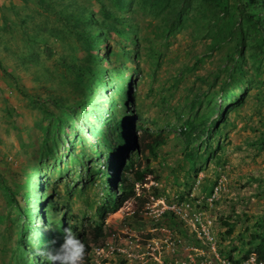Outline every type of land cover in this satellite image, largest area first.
<instances>
[{"label":"trees","instance_id":"1","mask_svg":"<svg viewBox=\"0 0 264 264\" xmlns=\"http://www.w3.org/2000/svg\"><path fill=\"white\" fill-rule=\"evenodd\" d=\"M18 1L22 2V10L33 4L35 11L24 15L21 20L12 19L17 15V6L13 0H8V6L0 7V41L5 38L15 40L18 37L15 30H22L24 48L15 58L16 66L25 71L33 66L34 81L44 93L42 100L35 96L30 98L29 104L30 108L45 115L46 125L40 120L35 125L41 133V142L36 145L21 142L19 146L27 167L31 161L35 163L32 165L38 175L32 174V178L38 180L37 184L44 159L49 157L51 160L59 139L70 133L68 120L75 110V106L69 104L71 95L82 111L94 112L98 89L107 88L103 81L105 75L124 78L126 63L135 59L139 61L143 53L152 64L149 74L154 76L165 61L162 50L172 44L170 39L182 35L181 32L189 38L190 47L202 42L203 49L191 56V65L185 62L177 69L180 78L174 81L175 87L211 55H222L221 65L202 81L205 88L199 86L194 92H189L191 97L189 94L185 97L184 105L174 109V121L180 122L177 137L183 144L186 185L192 176L196 178L199 172L207 170L210 160L216 168L223 166L222 141L229 126L227 117L230 112L244 105L250 91H254L253 97L257 102H264V0H98V12L92 11L81 0ZM39 16L45 19L42 23H33L31 28H25L28 21ZM57 43L61 47L59 52H56ZM43 58L44 61H52V66L44 65L41 62ZM0 70L8 83L24 96V91L18 87V75L6 72L1 60ZM115 88L117 85L108 89ZM234 89H238L235 94ZM11 112L5 111L8 120ZM8 120L5 123L12 127ZM168 126L170 129L176 127L170 122ZM163 131L159 132L155 127V133H152L145 128L138 154L142 162L140 158L138 164L132 165L128 177L122 175L119 195L114 194L109 186V172L103 170L105 172L101 173L105 176L109 194L104 206L109 212H116L124 201L134 196V185L142 181L145 168L148 170L150 161L156 158V149L164 143V138H160ZM260 141L264 142V136ZM51 163L61 165L62 161L54 158ZM63 163L64 170L70 171L77 164V158L71 157L70 153ZM4 165L8 166V163ZM27 167L21 168L15 175V182H11L6 175L9 169L0 166L4 207L0 212V264H24L21 255L25 251L28 229L33 223L29 218L33 211L28 206L32 203V183ZM59 174L63 172L59 170ZM7 178L10 180L8 184ZM221 222L229 226L227 234H231L234 224L227 220ZM253 227L264 231V215ZM100 235L101 226H97L93 237L96 240ZM249 238L246 243L242 241V244L251 246L244 258L254 253L258 260L264 261V232L254 233L253 228ZM84 261L89 264L88 257ZM117 264L127 263L120 260Z\"/></svg>","mask_w":264,"mask_h":264},{"label":"clouds","instance_id":"2","mask_svg":"<svg viewBox=\"0 0 264 264\" xmlns=\"http://www.w3.org/2000/svg\"><path fill=\"white\" fill-rule=\"evenodd\" d=\"M130 57L133 58V56ZM133 62L126 63L124 78L113 75L104 76V87L107 86V88L98 89V101L95 103L94 112L82 111L78 103L73 100L74 95H71L69 104L74 105L75 110L68 120L70 133L59 139L58 145L54 147L53 158L44 159L43 165L40 166L39 184H37V179L32 178V174L38 175L37 169L32 165L35 163L31 161L27 167L32 183V203L28 206L32 207L33 211L29 218L33 223L28 229L30 231L25 251L21 255L24 264H30V262L35 264H85L84 258L88 257L89 262L92 251H97L96 254L100 255L106 247L109 253H115L118 256L117 263L124 260L127 264H142L144 261L145 258L141 254L140 257L137 256L140 261L135 263L132 260L133 256L124 249H114L103 241L106 237L107 218L121 210L131 198L140 197V194L137 196V192L143 189L147 177L153 174L150 164L151 161L157 159L158 148L156 158L150 161L148 170L145 168L144 178L134 185V196L124 201L114 213L109 212L104 206L109 194L104 183L105 176H101V173L105 172L103 170L109 172L111 175L109 186L114 194L119 195L122 188V175L128 177L132 165L138 164L141 158L138 154L145 128L152 133H155L156 127L159 132L164 129L178 134L180 122L174 121L175 108H171L167 96L161 94L162 89H155L152 82L148 85L146 93L141 95L140 87L144 85L143 78L146 74L142 73L137 65L131 68ZM148 76L153 77L149 73ZM113 85H117L115 90L108 89ZM236 90L234 89V92ZM150 99V102L145 103ZM170 114H173L170 124L176 125L173 129L169 128V122L163 120L164 117L169 118ZM165 131L160 137L164 138L163 144L169 136V133ZM70 153L71 157L77 158V164L66 172L63 162L68 160ZM54 158L61 160L62 164H52ZM48 160L50 162H47ZM140 160L142 162V158ZM59 170L63 172L62 175L59 174ZM183 177L178 185L181 191L172 194L168 200L158 198V189L149 186V188L154 187L155 198H150L151 204L149 203L146 209L153 214L154 223L160 221L165 223V226L160 227L164 232L162 237L165 238L160 240L158 237H152L148 249L156 251L166 248L168 261L165 264H202L207 260H212V264H222V261L227 264H264V261L258 260L254 253L244 258V254L251 247L242 244V241H245L247 227L239 234L240 239L237 236L241 245L248 247L244 251L239 250L242 254L240 257L234 258L230 252L226 254L224 250L217 252V237H231L234 232L233 229L231 234H227L229 226L221 222L227 220L232 223L230 218L220 217V227L224 230H219L221 232L219 234L216 219L209 214L210 208L225 191L226 185L221 178L215 180L212 187L207 186V183L204 184V191L200 193L201 196H197L191 191L192 183L197 180V177L192 176L189 179V185H186L185 176ZM201 181L197 184L195 182L192 190L199 186ZM232 224L235 228V223ZM97 226H101V235L95 240L93 230ZM169 228H175L174 232ZM173 233L185 240V256L182 260H178L177 253H175L176 246L182 243L178 236L174 237ZM249 235L244 243L250 241ZM11 239L14 240V237L11 236ZM154 243L159 247L151 248L150 246ZM202 250L208 252L209 256L204 255ZM156 260L157 264H161L160 259ZM89 264L92 262L90 261ZM96 264H98L97 261Z\"/></svg>","mask_w":264,"mask_h":264},{"label":"rangeland","instance_id":"3","mask_svg":"<svg viewBox=\"0 0 264 264\" xmlns=\"http://www.w3.org/2000/svg\"><path fill=\"white\" fill-rule=\"evenodd\" d=\"M81 1L94 12H98L100 9L98 0ZM13 3L17 6L16 11L18 12L12 19L21 20L24 15L30 14L33 10L35 11L33 4L29 5V9L22 10V2L13 0ZM8 5V0H0V7ZM45 15L49 19L51 18L50 15ZM34 18V20L26 23L25 28H31L33 23L40 24L45 20L43 16ZM21 32V29L15 30L18 35L15 40L5 38L0 41L2 66L6 72H13L18 75V87L25 93L24 96H21L13 88V84L8 83V80L0 70V166L2 165V169L6 167L9 169L10 173L8 172L6 175L12 180L11 182L17 179L15 175L21 168L27 167L25 156L19 153L22 152L19 148L20 143L24 142L25 145L29 143L39 144L41 142V133L36 130L35 125L39 120L42 121L43 125L47 123L43 118L45 115L41 114L40 110L29 107L30 98L38 96L42 100L44 96L42 88L37 87L34 81L33 72L35 68L30 66L28 71H25L18 69L16 66L15 58L19 51L24 48ZM181 34L172 40L170 39L172 44L162 50L165 61L160 64L152 78L148 76V73L152 70V65L148 60H145L143 53L142 59H139V62L136 60L131 65V68L137 65L142 70V73L146 74V77L143 78L145 80L144 85L140 87L141 95L146 93L148 85L152 82V86L155 89H162L161 94L167 96L168 103L172 106L171 108L183 106L185 97L189 92H194L199 86H202V81L221 65L220 59L222 55L213 54L204 63L198 65L197 69L185 75L183 82L175 87L174 81L180 78L177 74V69L185 62L191 65L193 63L191 56L202 52L203 49L202 42H197L193 47H190L189 38L184 33L181 32ZM142 35L144 34L141 33ZM55 47L57 48L56 52H59L60 45L57 43ZM188 47H190L189 54ZM128 48L130 50V45ZM41 62L47 67L52 66V61H44V58ZM202 87L205 88V86ZM253 93L254 91H250V96L246 98L244 105L230 112L227 117L229 126L225 129V139L222 141V146H224L223 166L216 168L213 161L210 160L207 170L197 174V180H194L191 187L192 194L201 196L200 193L204 191L203 186L206 183L207 186L212 187L213 182L221 178L224 185H226L225 191L210 208L209 214L216 219L218 232L224 230L220 227V217H229L230 222L235 223L236 226L232 236H218L216 245L217 252L221 250L226 251V254L230 252L234 258L242 255L239 250L248 249L247 246L241 245L239 240V234L244 231L245 227L249 230V232L245 233V241L248 240V235L251 232L253 233V228L254 233L264 232L261 228L253 227V224L264 215V142L261 143L260 141L261 137L264 136V102H257L253 97ZM189 96L191 97V94ZM150 101L151 99L145 101V103ZM8 110H12L8 117L9 120L5 113ZM165 118H163L165 122H171L173 114H170L169 118ZM6 120H8V125L12 122V127L7 126ZM165 132L169 133V136L165 144L157 149V159L151 161L150 169L153 170V174L147 177L146 184L142 187L143 189L137 192V196L140 194V197L131 198L121 210L110 215L106 220V237L103 242H107L114 249H124L133 256L132 260L135 263L140 261L139 255L141 254L145 258L142 264L143 262L144 264H157L156 259H160L163 264L168 261L166 248L156 251L148 249L152 237L164 240L165 237H162L164 232L160 227L162 225L165 226V223L161 221L154 223L153 214L146 209L150 203V198H155L153 195L154 187L158 189V198H165V200H168L172 194L181 191V187L178 185L184 178L185 159L182 158L183 144L178 140L176 132ZM5 163H8V166L4 165ZM8 178L6 179L7 184L8 181L10 182ZM198 181H201L200 185L192 190L195 182L197 184ZM149 186L154 187L149 188ZM2 198L0 189V212L4 210ZM169 229L172 232H174L173 229L175 230V228ZM173 235L175 238L178 236V234L176 236L174 233ZM178 237L182 244L176 246L175 253H177V259L182 260L185 256V240L181 236ZM103 242L100 243L103 245ZM129 242L131 243L128 244ZM126 244L128 245L126 246ZM154 244L150 247L154 249L159 247L158 244ZM203 249L206 248L203 247ZM96 252L92 251L90 254L89 260L92 264H96V261L98 264H117L119 260L115 253H109L108 247L103 249L100 255L96 254ZM202 252L207 257L209 256L208 252L204 250ZM137 256L139 257L137 258Z\"/></svg>","mask_w":264,"mask_h":264},{"label":"built area","instance_id":"4","mask_svg":"<svg viewBox=\"0 0 264 264\" xmlns=\"http://www.w3.org/2000/svg\"><path fill=\"white\" fill-rule=\"evenodd\" d=\"M222 264H227L225 261H222L221 262ZM161 264H163V263H161ZM173 264V263H172ZM202 264H212V260H207V261H205L204 263H202Z\"/></svg>","mask_w":264,"mask_h":264}]
</instances>
